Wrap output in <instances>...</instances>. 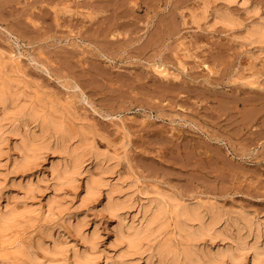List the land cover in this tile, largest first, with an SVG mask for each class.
Here are the masks:
<instances>
[{
    "label": "rangeland",
    "instance_id": "rangeland-1",
    "mask_svg": "<svg viewBox=\"0 0 264 264\" xmlns=\"http://www.w3.org/2000/svg\"><path fill=\"white\" fill-rule=\"evenodd\" d=\"M216 1L202 14L200 0H0V55L59 96L75 126L94 125L140 182L264 215V40L242 37L264 0L232 5L240 24L217 20ZM47 257L0 264H59Z\"/></svg>",
    "mask_w": 264,
    "mask_h": 264
},
{
    "label": "bare ground",
    "instance_id": "bare-ground-1",
    "mask_svg": "<svg viewBox=\"0 0 264 264\" xmlns=\"http://www.w3.org/2000/svg\"><path fill=\"white\" fill-rule=\"evenodd\" d=\"M200 1L204 14L216 0ZM222 1L215 18L240 24L232 5L248 0ZM242 37L263 41L264 17ZM8 65L0 55V258L37 259L40 252L59 264H264V215L223 206L215 196L186 200L181 192L140 182L136 171L123 167L128 160L122 152L99 147L101 132L94 125L75 126L59 96L42 85L30 88L24 73ZM32 174L51 191L31 184ZM9 189L16 192L2 203ZM65 234L75 242L61 241Z\"/></svg>",
    "mask_w": 264,
    "mask_h": 264
}]
</instances>
